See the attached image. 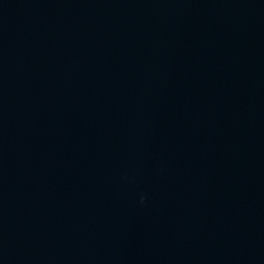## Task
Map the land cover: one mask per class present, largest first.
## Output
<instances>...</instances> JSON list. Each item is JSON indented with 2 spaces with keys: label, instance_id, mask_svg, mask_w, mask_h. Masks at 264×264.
<instances>
[{
  "label": "water",
  "instance_id": "obj_1",
  "mask_svg": "<svg viewBox=\"0 0 264 264\" xmlns=\"http://www.w3.org/2000/svg\"><path fill=\"white\" fill-rule=\"evenodd\" d=\"M0 264H264V0H0Z\"/></svg>",
  "mask_w": 264,
  "mask_h": 264
}]
</instances>
